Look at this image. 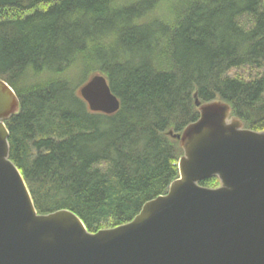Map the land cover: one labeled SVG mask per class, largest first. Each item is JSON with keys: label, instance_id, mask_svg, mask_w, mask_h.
<instances>
[{"label": "trees", "instance_id": "16d2710c", "mask_svg": "<svg viewBox=\"0 0 264 264\" xmlns=\"http://www.w3.org/2000/svg\"><path fill=\"white\" fill-rule=\"evenodd\" d=\"M94 74L119 100L113 115L78 94ZM0 80L19 102L8 156L36 212L113 229L179 177L169 133L198 120L194 93L264 131V0H0Z\"/></svg>", "mask_w": 264, "mask_h": 264}, {"label": "water", "instance_id": "95a60500", "mask_svg": "<svg viewBox=\"0 0 264 264\" xmlns=\"http://www.w3.org/2000/svg\"><path fill=\"white\" fill-rule=\"evenodd\" d=\"M78 94L92 113L115 114L119 100L92 75ZM179 134V177L134 219L88 232L67 210L38 214L10 161L4 121L19 108L0 80V264H264V131L230 118L222 101L201 104ZM216 177L219 186L200 182Z\"/></svg>", "mask_w": 264, "mask_h": 264}, {"label": "rangeland", "instance_id": "374dc122", "mask_svg": "<svg viewBox=\"0 0 264 264\" xmlns=\"http://www.w3.org/2000/svg\"><path fill=\"white\" fill-rule=\"evenodd\" d=\"M245 73L246 75H253L257 70H253L251 67L245 68L244 70H235L233 72L228 73L230 76L234 75V73Z\"/></svg>", "mask_w": 264, "mask_h": 264}, {"label": "bare ground", "instance_id": "6f19581e", "mask_svg": "<svg viewBox=\"0 0 264 264\" xmlns=\"http://www.w3.org/2000/svg\"><path fill=\"white\" fill-rule=\"evenodd\" d=\"M55 59V58H54ZM55 62V61H54ZM54 62H53V64H54ZM57 62V61H56ZM56 81V80H55ZM45 85V84H44ZM28 88V87H27ZM48 89V88H47ZM44 91V90H43Z\"/></svg>", "mask_w": 264, "mask_h": 264}]
</instances>
